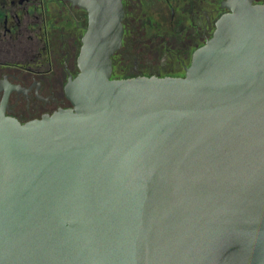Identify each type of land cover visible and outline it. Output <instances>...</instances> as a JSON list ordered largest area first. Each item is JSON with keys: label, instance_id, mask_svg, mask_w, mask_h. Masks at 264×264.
<instances>
[{"label": "water", "instance_id": "water-1", "mask_svg": "<svg viewBox=\"0 0 264 264\" xmlns=\"http://www.w3.org/2000/svg\"><path fill=\"white\" fill-rule=\"evenodd\" d=\"M72 1V108L0 114V264H264V3L223 0L183 77L113 79L122 0Z\"/></svg>", "mask_w": 264, "mask_h": 264}, {"label": "flooded vegetation", "instance_id": "flooded-vegetation-1", "mask_svg": "<svg viewBox=\"0 0 264 264\" xmlns=\"http://www.w3.org/2000/svg\"><path fill=\"white\" fill-rule=\"evenodd\" d=\"M222 1L122 0L112 72L116 67L120 79L183 77L226 12ZM86 27V12L72 0H0V114L26 123L72 108L64 88L78 73Z\"/></svg>", "mask_w": 264, "mask_h": 264}, {"label": "rangeland", "instance_id": "rangeland-1", "mask_svg": "<svg viewBox=\"0 0 264 264\" xmlns=\"http://www.w3.org/2000/svg\"><path fill=\"white\" fill-rule=\"evenodd\" d=\"M216 17L218 18V15ZM112 78L113 79H120L119 75L117 74V68L116 67L113 68Z\"/></svg>", "mask_w": 264, "mask_h": 264}]
</instances>
